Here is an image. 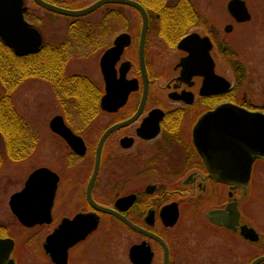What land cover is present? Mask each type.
Here are the masks:
<instances>
[{
    "label": "flooded vegetation",
    "instance_id": "obj_1",
    "mask_svg": "<svg viewBox=\"0 0 264 264\" xmlns=\"http://www.w3.org/2000/svg\"><path fill=\"white\" fill-rule=\"evenodd\" d=\"M41 1L79 10L98 0L79 9L73 8L70 0ZM228 1L224 7L227 23L213 24L197 8L206 23L190 26L173 46L155 33L152 27L160 23L149 22L144 9L148 23L143 72L138 49L141 17L135 9L117 5L111 11L122 17L109 18L104 24V15L96 21L87 18L109 5L82 17H69L35 0H21L24 20L40 38L39 50L34 54L43 53L37 59L56 60L55 48L66 47L70 52L66 71L76 58L80 63L95 59L99 80L84 72H68L92 81L97 98L92 102L58 101L56 86L40 73L25 80L38 82L54 97L58 113L50 118L48 128L50 121L60 116L63 124L82 140L84 150L75 151L49 128L53 161L49 166L37 167L47 168L57 178L50 213L44 217L48 222L28 227L11 212L9 198L24 188L25 178L7 199L11 223L0 217V264H251L264 256V157L253 160L249 170L247 165L238 166L234 161L233 134L224 152L214 149L211 134L209 142L203 140L198 145L194 136L200 118L220 105L264 116V102L253 104L246 92L239 93L248 71L240 64L233 67V48L226 38L234 25L253 23L263 40L264 9L259 6L256 16L257 7L252 5L255 0H244L250 19L238 23L227 12ZM119 8L134 11L139 28H132ZM57 19L66 21L61 29L55 27ZM120 25L122 31L116 32ZM122 33L129 35L130 43L114 63L117 91L109 104L111 109H106L102 105L106 85L100 60ZM192 33L207 37L210 43L214 76L206 64L207 83L200 74L202 64L195 61L196 55L177 48L179 41ZM85 46L93 47L92 53L73 57L75 48ZM217 76L230 86L211 92L205 84H216ZM231 129L237 136L238 129ZM211 130L210 123V133ZM259 130L264 133V127ZM103 137L94 174L97 147ZM218 171L228 173L225 183L217 180ZM218 212L228 218V226L211 220V215ZM85 215L95 218V228L81 232L85 235L61 252L66 242L62 236L79 234L75 230L81 223L70 222ZM64 220L69 223L62 231ZM242 228L253 230L257 239L244 237Z\"/></svg>",
    "mask_w": 264,
    "mask_h": 264
},
{
    "label": "water",
    "instance_id": "obj_2",
    "mask_svg": "<svg viewBox=\"0 0 264 264\" xmlns=\"http://www.w3.org/2000/svg\"><path fill=\"white\" fill-rule=\"evenodd\" d=\"M35 1L50 11L69 17H82L108 4H117L135 9L141 17L138 49L141 68L144 72L143 49L148 19L144 8L138 2L133 0H98L83 9L67 10L46 4L41 0ZM21 4V0H0V38L5 45L13 50L16 56L36 53L39 50L40 44V38L36 31L31 28L23 18L24 9L21 7ZM226 8L229 15L238 23L246 22L250 19L244 0H229L226 4ZM230 29V26L226 28L227 31ZM129 43L130 37L128 34H119L115 38L113 45L105 50L101 57L100 68L106 85V95L102 99V105H104L106 109H111L109 104L113 103L112 97L117 91L116 84L118 81L114 78V63L120 56L124 47L128 46ZM177 48H185L187 52L196 55L195 58H197V60L195 61L201 62L202 64V71H200V74L204 77L205 83L209 82V74L211 77L214 76V74L213 64L210 62L209 57L210 43L208 38L200 37L197 33H192L182 38ZM206 64L208 65L209 74L207 73V69H204ZM219 83H221L222 87L219 86ZM229 86V82L220 76L216 77V84H205L206 89H210L211 92L216 91L217 93L220 92V89H227ZM210 123L212 126L211 133ZM260 126L264 127L263 115L225 104L218 106L213 112L207 113L200 118L195 126L194 136L197 144V142L203 140L209 142L208 137L211 134L213 145H216L214 149L224 152L226 151L227 139L230 133L233 134L231 139L234 142V146L232 147L234 161L238 166L247 165L250 170L253 160L264 157V133L260 132ZM232 127L238 129L237 136L233 133ZM49 128L52 132L64 138L75 151L83 152L84 146L82 140L75 136L63 124L60 116H55L50 121ZM107 134L108 132H106V135ZM103 139L104 137L97 147L98 155L94 174L98 168L99 152ZM236 146L238 147L236 148ZM198 148L200 150L199 146ZM217 174V180L225 183L228 173L225 171H218ZM230 174L231 173H229V175ZM232 174L238 175L234 171ZM56 180L55 174L47 168H37L28 175L25 180L24 188L20 192L13 193L10 196L9 208L23 225L30 227L37 223L48 222L44 217L49 216L50 213ZM210 218L214 223L224 226L229 225L228 218L224 213H214ZM67 222L68 220L62 222L60 230H66ZM70 223H81V226L75 230L78 231L79 234L62 236L66 238V242L62 244L63 248L61 250V252L64 253L75 240H78L79 236L85 235L81 232L86 233V231L92 230L96 226V220L92 218L91 215L77 216L76 219ZM241 234L251 241L257 239L255 232L251 229L243 230L242 228ZM261 261H264V256L257 258L251 264H258Z\"/></svg>",
    "mask_w": 264,
    "mask_h": 264
},
{
    "label": "rangeland",
    "instance_id": "obj_3",
    "mask_svg": "<svg viewBox=\"0 0 264 264\" xmlns=\"http://www.w3.org/2000/svg\"><path fill=\"white\" fill-rule=\"evenodd\" d=\"M93 1L94 0H70L68 2L73 8L79 9L92 3ZM192 1L201 14L211 23H227L228 16L225 13L224 8L226 0ZM250 2L252 3L253 1ZM252 5L257 7V10H255L256 16L260 11L259 6L264 9V1L255 0ZM115 6L109 5L102 7L89 16L87 20L96 21L101 19L103 15L105 16L106 13L114 9ZM119 9L132 28L135 25L139 28V17L134 13V11L127 8ZM110 21L111 23L113 22L112 20ZM65 24L66 21L63 19H57L55 21L56 29H61L65 26ZM115 30L116 32H121L122 26H117ZM262 33L264 34V29ZM262 37L263 36L257 30V26L253 23L248 25H234L231 33L226 35L230 47L233 48V67L240 64L248 71L244 79L245 83L242 84L241 91H239V93L241 95V93L246 92L250 97L248 100L253 104L264 102V39L262 40ZM135 39H137L136 33ZM109 40L110 39H108L107 43ZM92 48L93 47L90 46H85L82 49L81 47L80 49L75 48L72 55L74 57L80 54L85 55L86 53H92ZM76 60L77 61H73L67 68L69 73L80 71L87 73L95 81L99 80L95 71L97 60L95 61V59H93V61H89L88 63H80L79 58H76ZM237 76L240 77V74H237ZM14 101L19 112H21L29 121L33 130L39 132L40 145L35 154L28 161L16 164L6 161L3 168L0 170V217L9 222V224L11 223V217L9 216L7 209V199L9 195L21 186L30 171L41 165L49 166L53 161L50 147V138L52 133L48 128V122L52 116L58 113L54 97H52L50 91L39 86V83L34 80L26 81L19 87L15 93ZM0 152H3L1 140Z\"/></svg>",
    "mask_w": 264,
    "mask_h": 264
},
{
    "label": "trees",
    "instance_id": "obj_4",
    "mask_svg": "<svg viewBox=\"0 0 264 264\" xmlns=\"http://www.w3.org/2000/svg\"><path fill=\"white\" fill-rule=\"evenodd\" d=\"M146 9L149 22L160 23L153 26L155 33L173 46L188 28L206 20L198 13L191 0H137ZM108 13L107 19L122 17L121 14ZM111 15V16H109ZM16 57L10 48L0 40V170L6 161L16 164L28 161L39 145V132L33 130L29 121L16 107L14 96L25 80L38 73L56 86L55 97L74 102L97 101L96 89L86 76L69 74L66 65L70 52L66 47L55 48L56 60H38L37 55ZM49 54V51L46 52ZM68 73V74H67ZM57 82V83H56Z\"/></svg>",
    "mask_w": 264,
    "mask_h": 264
}]
</instances>
